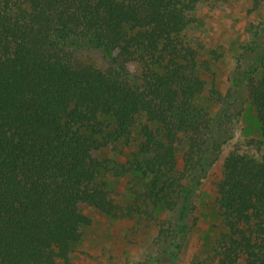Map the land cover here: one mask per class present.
Instances as JSON below:
<instances>
[{"label": "trees", "instance_id": "trees-1", "mask_svg": "<svg viewBox=\"0 0 264 264\" xmlns=\"http://www.w3.org/2000/svg\"><path fill=\"white\" fill-rule=\"evenodd\" d=\"M201 2L0 0V264H70L93 211L156 230L147 262L172 264L246 104L260 136L225 156V230L189 264H264V17L223 91L203 77L221 54L186 36ZM126 176L117 201L110 177Z\"/></svg>", "mask_w": 264, "mask_h": 264}, {"label": "rangeland", "instance_id": "rangeland-1", "mask_svg": "<svg viewBox=\"0 0 264 264\" xmlns=\"http://www.w3.org/2000/svg\"><path fill=\"white\" fill-rule=\"evenodd\" d=\"M252 9L249 0H202L191 14L197 20L186 30L187 40L200 47L201 59H210L211 49L221 54L213 66L214 74L206 72L203 77L215 79L223 91L229 86L228 78L237 66L236 56L250 40L248 24L253 19L264 17V7L257 11ZM80 55L96 65L104 64L101 54L95 50L83 49ZM128 67L131 71L136 70L133 64ZM259 136L254 110L246 104L239 120L234 123L233 138L223 146L220 158L196 192L189 236L172 264H189L194 256L206 254L225 230L216 204V188L222 177L223 160L234 149L245 150L246 140ZM110 157L115 158L111 153ZM117 158L120 162L125 160L123 155ZM129 179L130 176L110 177L109 188L117 201L130 197ZM91 215L93 222L84 229L83 239L75 247L70 264H148L146 254L156 230L148 231L132 220L103 216L94 211Z\"/></svg>", "mask_w": 264, "mask_h": 264}]
</instances>
